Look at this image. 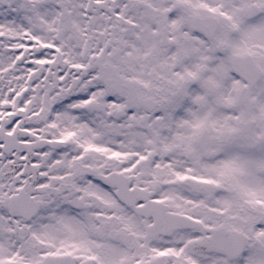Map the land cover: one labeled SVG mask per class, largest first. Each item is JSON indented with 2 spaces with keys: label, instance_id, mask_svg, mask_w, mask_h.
Masks as SVG:
<instances>
[{
  "label": "snow or ice",
  "instance_id": "obj_1",
  "mask_svg": "<svg viewBox=\"0 0 264 264\" xmlns=\"http://www.w3.org/2000/svg\"><path fill=\"white\" fill-rule=\"evenodd\" d=\"M0 264H264V0H0Z\"/></svg>",
  "mask_w": 264,
  "mask_h": 264
}]
</instances>
